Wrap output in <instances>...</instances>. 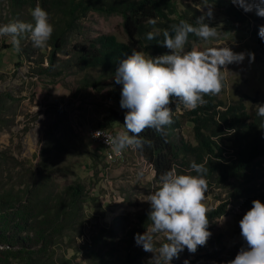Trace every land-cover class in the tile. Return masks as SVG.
<instances>
[{"label":"rangeland","instance_id":"374dc122","mask_svg":"<svg viewBox=\"0 0 264 264\" xmlns=\"http://www.w3.org/2000/svg\"><path fill=\"white\" fill-rule=\"evenodd\" d=\"M170 1L179 10H185L196 18L207 11V7H203L205 2L212 6L213 15L210 19L206 17L205 21L210 27H215L217 37L208 42L188 39L184 52L193 48L230 47L234 52L245 53L243 62L226 65L221 70L224 85L216 97L215 109L211 111L214 122H221V114L232 106L243 104L248 107L253 100L264 102V43H253L239 24L233 25L227 31L230 34H226L229 24H226L223 11L208 0ZM4 4L1 0L0 25L9 23L4 19L7 13ZM257 24L264 25V20L259 19ZM81 25L87 39L103 36L123 45L133 44L124 31L120 15L90 13L81 20ZM81 39V36L72 38L74 42ZM5 46H12L11 38L0 36V192H14L24 197L38 174L40 163L47 177L43 194L51 198L52 204L67 201L66 188L75 184L83 185L85 196L89 198L79 204L70 222L52 237L49 253L41 255L39 262L122 264L129 245L140 254L137 264H157L155 252L167 242L164 233L154 234V253L144 251L135 243L134 237L130 244L128 241L131 230L143 234L150 227V206L145 199L159 184L154 179L153 167L132 147L125 149L122 161L106 163L102 149L87 138L88 129L97 128L109 112L125 114L126 110L121 109L119 102L110 99L111 92L120 94L121 86L114 82L113 77L99 81L95 69L78 70L68 66V57L62 53L56 54L59 61L49 74L36 75L33 71L39 61L35 64L29 62L19 55L15 47ZM134 48L148 58L168 51L165 48L149 49L144 43L134 44ZM48 52L49 49L46 54ZM249 52L254 53L251 62L247 57ZM43 66H47L46 57L43 58ZM56 72L60 73L55 75ZM96 80L99 81L97 87L93 85ZM174 111L181 116V138L186 144L196 146L193 125L188 121L190 115H186L189 110L182 106L177 110L176 106ZM41 126L39 135L32 136V132ZM224 128V134L214 137L213 141L224 151L222 158L226 159L229 156L226 138L232 132L225 125ZM112 130L115 134L126 131L120 125ZM26 138H29V143ZM262 169L264 161L260 165V171ZM184 172L179 174L190 175L189 169H184ZM237 184L230 179L224 184L211 182L207 185L202 203L207 213L215 211L219 214L207 215L211 236L205 245L197 247L195 253H189L185 248L171 264H184L185 261L188 264L224 263L241 238L239 220L251 208V202L260 200L259 195L264 192L262 175L253 185L255 188L250 200L241 189L249 187V184Z\"/></svg>","mask_w":264,"mask_h":264},{"label":"trees","instance_id":"16d2710c","mask_svg":"<svg viewBox=\"0 0 264 264\" xmlns=\"http://www.w3.org/2000/svg\"><path fill=\"white\" fill-rule=\"evenodd\" d=\"M208 1L223 11L226 24H229L226 34H230L227 31H230L233 25L239 24L240 29L251 37L253 43L261 44L258 36L260 25L257 23L259 19L264 20V17L257 16L255 10L252 13L245 12L230 1ZM4 3L3 6L7 7L4 19L9 23L17 20L30 22L31 10L37 5L48 13L53 33L47 45L43 48L34 47L28 34H25L20 39L19 51L16 50L29 62L35 64L39 61L36 63L34 74H49L59 61L56 54L62 53L68 57V66L78 70H97L99 81L114 77L119 62L133 50L136 51L134 44L144 43L154 50L163 48L160 46L162 36L149 41L146 39L147 32L162 33L167 29L171 34V25L178 24L180 20L195 25L197 19L187 11L179 10L170 0H4ZM90 13L120 15L124 31L133 44L123 45L113 38L103 36L87 39L81 20ZM149 20H154L155 24L149 23ZM73 36H81L82 39L74 42ZM188 39L200 40L193 34H189ZM5 47L12 48L13 45ZM47 49L49 52L46 54ZM44 57L47 59L46 67L43 66ZM58 73L60 72L55 75ZM98 80L93 82L95 87L99 84ZM217 95H205L206 103L194 111L186 112L187 116L190 115L188 121L193 125L196 146L186 144L181 138V116L174 111L177 105L171 104L172 123L164 126L163 133L145 128L139 136L147 142L142 148L135 149L142 159L153 167L155 181L159 182L161 175L167 171L179 174L185 173L184 169H189L190 175H196L190 170V163L195 161L202 163L207 170L204 175L207 185L211 182L224 184L230 179L237 182V185L249 184V187L241 189L245 192L246 199L250 200L255 181L260 175L264 177V169L260 171V165L264 161V129L260 128L261 118L256 115L257 100H253V104L248 107L243 104L230 107L227 112L221 114V122H214L211 111L215 109ZM110 99L119 102L120 94L111 92ZM123 123L124 114L111 111L98 123V127L114 132L112 128L123 126ZM224 125L232 132L229 138H226L229 142V156L226 159L222 158L224 151L213 141L214 137L224 134ZM93 165L94 168L95 163ZM38 167V174L24 197L14 192H0V264H41L39 259L41 255L49 253L53 244L52 237L70 222V217L76 213L79 204L89 199L85 196V187L75 184L66 188L67 201L52 204L51 198L43 194L47 184L46 174L42 171L40 163ZM100 173L103 175L102 169ZM259 196L260 201L264 203V192ZM206 215L219 214L212 211ZM136 234L138 233L135 230L130 231L129 244ZM243 244L244 241L240 238L223 264L234 259ZM138 253V250H132L127 245L122 264H137L140 258Z\"/></svg>","mask_w":264,"mask_h":264},{"label":"clouds","instance_id":"9594fccd","mask_svg":"<svg viewBox=\"0 0 264 264\" xmlns=\"http://www.w3.org/2000/svg\"><path fill=\"white\" fill-rule=\"evenodd\" d=\"M231 2L245 12L255 10L257 16L264 17V0ZM205 6L207 11L196 19L195 25L180 20L170 26L171 34L167 29L162 33H146L149 41L162 36L160 46L168 51L148 58L143 52L133 50L119 62L113 80L121 86L119 104L126 110L123 127L127 131L106 137V143L110 140L113 151L119 153L129 147L142 148L147 141L139 134L145 128L163 133L164 126L172 123L171 104H176L177 110L182 106L189 111L203 105L205 95L214 96L221 92L224 66L244 61L245 53L234 52L230 47L183 51L189 34L204 42L218 35L215 27L205 22L206 17L210 19L213 15L212 6L207 2ZM203 7L200 8L202 11ZM30 15V22L17 20L0 25V36L10 37L17 51L25 34L37 48L45 47L52 36L53 26L44 9L37 5ZM149 23L155 24V21L149 20ZM258 36L264 43V25L259 26ZM247 57L253 61L254 53H247ZM256 105V115L261 118L260 128L264 129V102ZM190 170L196 175L175 171L163 173L156 190L146 196L151 224L134 239L144 251L154 253V234H165L167 242L155 252L157 264H171L185 248L189 253H195L197 247L205 245L211 236L208 210L202 203L207 190L204 178L207 170L202 163L195 161L190 163ZM251 204L238 222L244 244L227 264H264V203L255 199Z\"/></svg>","mask_w":264,"mask_h":264},{"label":"built area","instance_id":"2783aa9c","mask_svg":"<svg viewBox=\"0 0 264 264\" xmlns=\"http://www.w3.org/2000/svg\"><path fill=\"white\" fill-rule=\"evenodd\" d=\"M114 135L115 133L112 131L102 133H94L91 131L87 132L88 140L102 149V153L106 163H108V161L110 160H115V153L117 152L113 151L109 146L110 140L108 141V143H106V137H111Z\"/></svg>","mask_w":264,"mask_h":264},{"label":"bare ground","instance_id":"6f19581e","mask_svg":"<svg viewBox=\"0 0 264 264\" xmlns=\"http://www.w3.org/2000/svg\"><path fill=\"white\" fill-rule=\"evenodd\" d=\"M41 130H42V126L37 128L34 132H32L31 135L33 136L34 134L35 136H38ZM89 131L94 132V133H102V132H107L109 130L97 127V128H89L87 132ZM25 141L29 143V138H26ZM124 154H125V150L119 153H115V160H110L108 161V163H117V162L122 161L124 159Z\"/></svg>","mask_w":264,"mask_h":264}]
</instances>
